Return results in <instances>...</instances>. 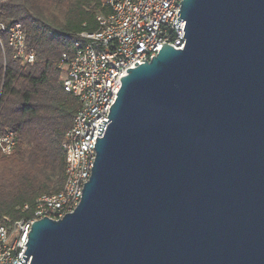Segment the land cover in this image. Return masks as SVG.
Here are the masks:
<instances>
[{
	"label": "water",
	"instance_id": "95a60500",
	"mask_svg": "<svg viewBox=\"0 0 264 264\" xmlns=\"http://www.w3.org/2000/svg\"><path fill=\"white\" fill-rule=\"evenodd\" d=\"M180 2L184 46L126 69L79 203L16 264H264V0Z\"/></svg>",
	"mask_w": 264,
	"mask_h": 264
},
{
	"label": "built area",
	"instance_id": "2783aa9c",
	"mask_svg": "<svg viewBox=\"0 0 264 264\" xmlns=\"http://www.w3.org/2000/svg\"><path fill=\"white\" fill-rule=\"evenodd\" d=\"M181 0H104L110 11L97 13L98 27L82 30L73 40V51L61 53L58 66L63 88L78 100L71 125L65 130L61 146L65 152L64 184L54 192L36 196L30 217L0 220V264H16L24 253L31 223L43 217L61 218L77 206L84 182L91 174L95 159L94 142L98 123L108 120L110 105L121 86L120 77L127 68L150 60L163 42L182 48L185 19L178 29L173 24L179 16ZM179 3V4H178ZM3 34L12 57L32 64L36 51L26 41L20 21L6 23L0 20V46L4 49ZM0 89V99H1ZM110 120V119H109ZM109 120L105 123V130ZM16 132L11 128L0 131V151L13 152ZM27 207V204L24 205ZM31 256L27 257L29 264Z\"/></svg>",
	"mask_w": 264,
	"mask_h": 264
},
{
	"label": "trees",
	"instance_id": "16d2710c",
	"mask_svg": "<svg viewBox=\"0 0 264 264\" xmlns=\"http://www.w3.org/2000/svg\"><path fill=\"white\" fill-rule=\"evenodd\" d=\"M109 11L104 0H0V20L20 21L36 51L32 64L13 58L3 34L0 131L13 129L17 142L10 154L0 151V220L30 217L37 195L62 188L61 140L78 100L63 88L58 62L80 31L98 27L96 14Z\"/></svg>",
	"mask_w": 264,
	"mask_h": 264
},
{
	"label": "rangeland",
	"instance_id": "374dc122",
	"mask_svg": "<svg viewBox=\"0 0 264 264\" xmlns=\"http://www.w3.org/2000/svg\"><path fill=\"white\" fill-rule=\"evenodd\" d=\"M60 77H61V73H60Z\"/></svg>",
	"mask_w": 264,
	"mask_h": 264
}]
</instances>
